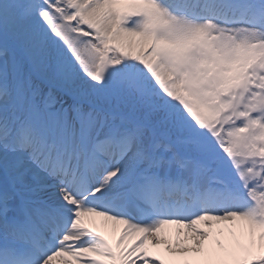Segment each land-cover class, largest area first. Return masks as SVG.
<instances>
[{
  "label": "snow or ice",
  "instance_id": "snow-or-ice-1",
  "mask_svg": "<svg viewBox=\"0 0 264 264\" xmlns=\"http://www.w3.org/2000/svg\"><path fill=\"white\" fill-rule=\"evenodd\" d=\"M149 245L264 264V0H0V264Z\"/></svg>",
  "mask_w": 264,
  "mask_h": 264
},
{
  "label": "bare ground",
  "instance_id": "bare-ground-1",
  "mask_svg": "<svg viewBox=\"0 0 264 264\" xmlns=\"http://www.w3.org/2000/svg\"><path fill=\"white\" fill-rule=\"evenodd\" d=\"M95 220V223L93 224L94 226H98V225H101V227L103 228V230L107 233L106 234V238H108L109 242L110 243H114L115 242V239L117 238L118 236V231L113 233V230H112V225L110 222H104L101 218H94ZM219 227H225L223 225L219 226ZM177 231H181L183 232L184 230L182 229H176L175 227H171V228H167L164 230V233L166 235V237L169 239V241L175 245V242H176V233ZM215 231V229H214ZM239 234V233H238ZM181 240L184 239L183 236H180L179 237ZM219 239H221L222 241L225 242V244L229 243L231 238L228 236L227 232H225L224 236L222 237H218ZM206 244V247L209 245V244H212L213 247H215V245L212 243V241H208V242H205ZM185 246H188V247H191L192 246V242L189 240L187 242V244ZM164 245H160L157 249H151L150 245H149V248H150V252L154 253V254H158L160 255L165 261H166V264L167 262L172 259L168 253L164 252L163 249H164ZM176 259H180L179 257H177Z\"/></svg>",
  "mask_w": 264,
  "mask_h": 264
}]
</instances>
